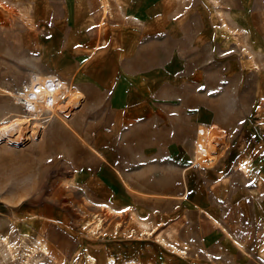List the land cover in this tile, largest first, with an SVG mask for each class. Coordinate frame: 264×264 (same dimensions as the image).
Listing matches in <instances>:
<instances>
[{
	"label": "rangeland",
	"instance_id": "obj_1",
	"mask_svg": "<svg viewBox=\"0 0 264 264\" xmlns=\"http://www.w3.org/2000/svg\"><path fill=\"white\" fill-rule=\"evenodd\" d=\"M27 2L34 5L30 19L21 13ZM108 3L103 17L100 0H0V82L15 89L30 73L57 71L67 83L65 55H56L83 33L96 39V47L104 46L106 26L127 23L114 1ZM129 9L142 23L139 9ZM156 11L187 22L192 47L187 43L184 50L192 53L187 54L192 81L184 82L182 75L173 83L181 80L192 90L186 91L192 101L186 111L195 114L201 105L211 119L199 122L193 134L161 129L164 133L156 134L151 144L144 140V158L142 151L127 156L121 143L108 142L98 153L110 167L99 161L83 136L69 130L80 104L64 114L71 128L58 122L52 132L46 129L36 138L30 126L17 141V129L8 130L0 139V239L14 246L15 257L0 256V264H24L27 247L35 248L36 238L48 249L47 256L35 257L38 264H88L87 256L96 264H264V77L260 85L259 72L252 63L247 66L252 56L251 61L264 65V0H156ZM62 34L61 48L55 42ZM36 46L39 56L29 51ZM11 104L0 98V125L12 118ZM199 126L215 131L217 160L212 169L196 166L187 172L186 195L180 170L191 164ZM241 164L248 167V176L237 169ZM208 206L247 256L211 221L201 231L200 223L206 221L195 211ZM97 215L102 226L92 224L91 233L86 225ZM133 217L149 223L152 234L143 236ZM157 238L169 246L178 238L185 253Z\"/></svg>",
	"mask_w": 264,
	"mask_h": 264
},
{
	"label": "crops",
	"instance_id": "obj_2",
	"mask_svg": "<svg viewBox=\"0 0 264 264\" xmlns=\"http://www.w3.org/2000/svg\"><path fill=\"white\" fill-rule=\"evenodd\" d=\"M130 6L133 9L138 8L144 16L142 25L136 26L123 21L118 25L109 24L110 26L105 28L106 43L101 47L95 46L96 39L83 33L78 36L76 44L56 55V58L65 55L63 79L68 80L74 76V86L82 95L79 110L70 121L73 124V133L83 136L86 146L96 154L99 161L109 167L113 165L106 160L105 155L98 153V150L106 149V143L112 141L121 143L120 149L122 152L126 151L127 156L129 152L142 151L144 158V140L145 143L151 144L152 139L156 140V134L164 133L161 129L182 128L193 134L197 124L202 121L208 122L212 115L201 105L195 114L190 110L186 111L192 105V101H187L186 92L192 91L186 86L192 74L188 75L187 72L193 70L192 61L187 58V54L192 53L190 49L188 52L184 50L188 43L186 38H191L187 36L189 32L187 22L177 21L175 19L178 16L165 14L164 11L163 13H160L161 10L156 11V0H133ZM63 36L55 42L61 48L64 46V41L62 43L61 40V38L65 40ZM178 42H183L184 47L178 45ZM48 44L42 43L40 47ZM188 46L192 47V40ZM38 47L28 49L30 54L39 56ZM182 54L186 55L184 60ZM61 65H58V68ZM182 75L185 76L186 83H181L183 82L181 80L179 83H173L174 78H182ZM121 165L134 164L123 162ZM190 165L189 163L186 167L189 168ZM186 167L180 170L181 179L182 171ZM188 168L185 170L186 195L188 194L186 175L193 169ZM186 195L179 198L184 199ZM255 208H259L257 204ZM196 211L195 213L206 221L200 223L202 232L205 231V225L211 221L212 227L219 228L226 236L227 232L218 223L215 210L208 206ZM227 236L235 248L247 256L242 243L228 234ZM174 244L177 247L183 245L181 249L185 246L178 238ZM200 245L203 246L201 243ZM261 254L264 255V249ZM163 259L160 255V263Z\"/></svg>",
	"mask_w": 264,
	"mask_h": 264
},
{
	"label": "bare ground",
	"instance_id": "obj_3",
	"mask_svg": "<svg viewBox=\"0 0 264 264\" xmlns=\"http://www.w3.org/2000/svg\"><path fill=\"white\" fill-rule=\"evenodd\" d=\"M102 2V9H103V17H105L108 9L109 3L108 0H100ZM114 4L117 8L122 11V16L125 18L126 22L129 24H133L136 26L141 25V20L132 14L131 6L127 7L129 3L128 0H113ZM215 2V0H212ZM128 2V3H127ZM124 8H128L124 11ZM34 9V5L31 2H27L22 5L21 13L26 19H30L31 12ZM222 18V15H219ZM102 17V18H103ZM226 29H230L226 23H223ZM90 28V26H88ZM246 50V49H245ZM253 53V52H252ZM262 54V52H258ZM251 55V53H250ZM253 57V56H252ZM252 57L249 58L247 66L252 63L254 69L259 72L261 78L259 80L260 85L264 77V65L259 66L256 62L251 60ZM261 65V64H260ZM34 72V71H33ZM57 72V71H56ZM56 72L50 71H38V73H30L28 75L27 81L22 83L19 88L9 89L5 87L3 83L0 82V98L7 99L12 104L13 114L10 121L7 123L0 125V139H3L4 134L7 133L9 130L12 132V128H16L17 134L16 139L17 141L24 129H30V126H33V130H31L32 137H38L42 132H45L46 129L51 130L54 124L58 122H62V124L68 129L71 128L67 123L64 114L68 109L77 107L80 102L81 98L79 97L78 92L75 90L74 80L75 77H70L67 83L61 81L59 76ZM72 110V109H71ZM67 113V112H66ZM53 126V127H52ZM73 133V129H69ZM30 131V130H29ZM215 131L208 129L204 126H199L197 128L195 140L193 141V150H192V160L191 165L189 168H193L199 166V168H206L212 169L215 161L217 160V146L219 143L218 137L214 133ZM13 135V134H12ZM27 138V136H26ZM14 139V138H13ZM21 139V138H20ZM19 139V140H20ZM188 167H186L187 169ZM188 168V169H189ZM185 169V170H186ZM237 169L244 175L248 176V167L246 165H239ZM185 170L182 171L183 182L185 184ZM182 175V174H181ZM195 206V205H194ZM104 208V207H103ZM108 211L117 213L114 210L106 207ZM197 208V207H196ZM200 210V209H199ZM137 223V227L140 229V232L143 233V236H150L152 234L153 227H150L149 223L142 222L135 217H133ZM92 224L95 227L102 226V220L97 216L93 217V220H89L87 222V227L92 233L91 226ZM97 229V228H96ZM227 235V234H226ZM158 242L162 245H167L171 250L175 251L176 253H185L184 248L178 249L177 245L174 246L168 245L162 238H157ZM36 247L35 248H28L29 255L26 254V262L24 264H36L37 259L35 257L39 256H47L48 249L41 241L40 238H36ZM234 241V240H233ZM170 244V243H169ZM235 244L242 248V246L237 242ZM264 249V248H263ZM15 249L12 244L6 238L0 239V256L6 260L9 256L14 259L15 257ZM31 254V255H30ZM37 257V258H38ZM42 258V257H39ZM38 258V259H39ZM11 260V258H10ZM9 261V260H8ZM86 262L88 264H96V259L91 256L86 257ZM38 264V263H37ZM107 264H113L112 261H108Z\"/></svg>",
	"mask_w": 264,
	"mask_h": 264
}]
</instances>
